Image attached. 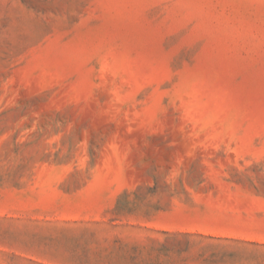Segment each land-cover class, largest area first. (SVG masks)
Here are the masks:
<instances>
[{
	"label": "rangeland",
	"instance_id": "374dc122",
	"mask_svg": "<svg viewBox=\"0 0 264 264\" xmlns=\"http://www.w3.org/2000/svg\"><path fill=\"white\" fill-rule=\"evenodd\" d=\"M0 264H264V0H0Z\"/></svg>",
	"mask_w": 264,
	"mask_h": 264
}]
</instances>
